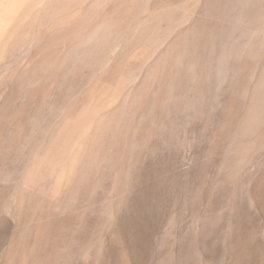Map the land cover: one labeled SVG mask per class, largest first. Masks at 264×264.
<instances>
[{"label": "rangeland", "instance_id": "obj_1", "mask_svg": "<svg viewBox=\"0 0 264 264\" xmlns=\"http://www.w3.org/2000/svg\"><path fill=\"white\" fill-rule=\"evenodd\" d=\"M0 264H264V0H0Z\"/></svg>", "mask_w": 264, "mask_h": 264}]
</instances>
